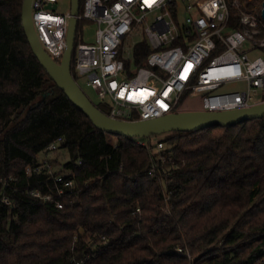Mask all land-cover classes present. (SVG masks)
Returning <instances> with one entry per match:
<instances>
[{"label": "trees", "instance_id": "trees-1", "mask_svg": "<svg viewBox=\"0 0 264 264\" xmlns=\"http://www.w3.org/2000/svg\"><path fill=\"white\" fill-rule=\"evenodd\" d=\"M228 1L231 25L238 26L240 11ZM243 1L250 9L263 2ZM22 6L23 0H0V264L260 259L264 117L171 131L161 149L153 135L145 137L148 145L140 137L114 141L42 65L26 36ZM151 51L145 39L137 43L135 64ZM97 105L107 111L104 102ZM58 137L69 155L64 169L27 173ZM59 173L73 186L57 181Z\"/></svg>", "mask_w": 264, "mask_h": 264}, {"label": "built area", "instance_id": "built-area-1", "mask_svg": "<svg viewBox=\"0 0 264 264\" xmlns=\"http://www.w3.org/2000/svg\"><path fill=\"white\" fill-rule=\"evenodd\" d=\"M50 2L57 0H33L32 18L39 39L60 61L71 19L77 18L72 72L94 91L97 101L107 105L109 116L124 120L157 117L177 111L181 100L190 101L197 94H202L208 110L264 102V55H251L257 50L264 53V21L243 0L232 1L240 11L238 26L231 25L228 0H80L75 14L71 10L58 13L57 7L47 6ZM87 21L97 24L91 42L85 40L83 23ZM133 35L141 37L132 54H126L127 40ZM144 39L152 51L144 64L136 65L134 47ZM62 140L58 137L44 151H54ZM156 140L158 149L165 147L163 137ZM139 142L148 145L145 137ZM47 167L40 163L26 171ZM55 178L65 186L74 184L61 173ZM31 193L51 198L38 190ZM177 251L191 256L182 247ZM253 264H264V254Z\"/></svg>", "mask_w": 264, "mask_h": 264}, {"label": "water", "instance_id": "water-1", "mask_svg": "<svg viewBox=\"0 0 264 264\" xmlns=\"http://www.w3.org/2000/svg\"><path fill=\"white\" fill-rule=\"evenodd\" d=\"M56 2L47 4L56 8ZM33 0H23V26L32 50L68 97L76 104L92 122L104 132L114 136L149 137L171 131H190L211 127L213 125H231L246 120L264 117V102L255 103L248 107L223 110H183L173 111L161 116L148 119L124 120L109 116L86 93L72 72L77 18L72 17L67 36V48L60 61L54 59L46 50L38 37L32 18ZM80 0H71V11H79ZM261 16L264 21V0Z\"/></svg>", "mask_w": 264, "mask_h": 264}, {"label": "rangeland", "instance_id": "rangeland-1", "mask_svg": "<svg viewBox=\"0 0 264 264\" xmlns=\"http://www.w3.org/2000/svg\"><path fill=\"white\" fill-rule=\"evenodd\" d=\"M57 8H56V12L58 13H66L69 10H71V0H57ZM261 8L258 7H254L252 8V11L254 12V14L256 16H259L260 18H262L261 16ZM84 26V31H85V40L88 42L93 41L94 39V33L95 30L97 28V24L96 22H92V21H87L85 23H83ZM140 35H133L132 37H130L127 42H128V49L126 50V54H132L133 51V46L134 44L140 39ZM264 50V48H263ZM251 55L253 57L258 56V55H264L263 52L257 50L254 51L253 53H251ZM79 83L81 84V86H83L84 90L86 91V93L89 95V97L97 102L98 97L97 95L94 93V91L89 88L86 87L84 85V81L79 79ZM228 88V87H226ZM256 98L258 99L259 96H256ZM180 109L183 110H200V109H204V103H203V97L202 94H197L196 96H194L190 101L189 100H181L180 101ZM170 132H164V133H160V134H155L153 135L154 138H158V137H165L166 135H168ZM114 141L117 140V137L109 134ZM69 159V155H68V151L66 150V148H62V147H58L57 149H55L54 151H43L42 156H41V166H48L46 169L48 171H56L59 169H64L63 165L64 163Z\"/></svg>", "mask_w": 264, "mask_h": 264}]
</instances>
